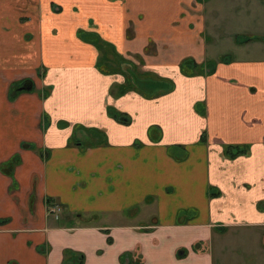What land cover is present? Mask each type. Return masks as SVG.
<instances>
[{
  "label": "crops",
  "instance_id": "crops-1",
  "mask_svg": "<svg viewBox=\"0 0 264 264\" xmlns=\"http://www.w3.org/2000/svg\"><path fill=\"white\" fill-rule=\"evenodd\" d=\"M204 1L0 0V264H264V40L210 63Z\"/></svg>",
  "mask_w": 264,
  "mask_h": 264
},
{
  "label": "rangeland",
  "instance_id": "rangeland-1",
  "mask_svg": "<svg viewBox=\"0 0 264 264\" xmlns=\"http://www.w3.org/2000/svg\"><path fill=\"white\" fill-rule=\"evenodd\" d=\"M227 0H205L203 2V5L206 7V13L205 16L207 17V26L209 28V32L211 34L210 39L212 42L214 40L218 42V53L215 55H218V57L213 56V59H210V63L216 64L219 62L221 58H226L229 56H232L231 53L227 52L225 50V46H228V42L233 40V43H238L239 46L241 47H247L251 46L252 49L256 48L260 42H257L259 40H264L263 36V31H264V0H257L256 2L258 3L255 7H252V10L249 13L246 12V5L243 3V0H240L239 3L237 4L236 7H234V12L235 14L229 13L227 11ZM212 7L214 8L213 11L211 10ZM230 7V4H229ZM208 14H210V17H208ZM249 39V40H246ZM211 40H207L208 44H210ZM100 43V42H99ZM102 43V42H101ZM104 44V43H102ZM102 48H104L102 46ZM101 48V54H102V62L101 64H109L110 66L115 65L116 62H112L113 60L116 61V56L112 54V52L108 49H102ZM250 55H253L252 52H250ZM116 58H114V57ZM221 56V57H220ZM226 56V57H225ZM109 61V62H107ZM107 62V63H105ZM108 65V66H109ZM202 66H199L197 68L193 67L194 72L199 73V72H207L206 70H202L200 68ZM212 69V67L210 68ZM111 70H114L111 68ZM144 74H140V78L144 77V79H151L150 81L152 82V86H154L155 83L159 84V87L167 86L171 82L168 83L167 80L160 79L156 73L150 72V71H143ZM167 81V82H166ZM172 84V83H171ZM141 90V89H140ZM25 93V92H22ZM45 130V129H44ZM19 155L13 156L8 163H0V172H6L9 171L12 168H16L18 166L22 165V159L20 160ZM40 187V186H39ZM50 187V185H49ZM15 186H12V191L14 190ZM51 188V187H50ZM49 199H54L56 202V205L59 207V211L57 212L56 215H51L48 214L51 217H60L63 215L65 212L70 209L69 205L66 203H59V201L56 200V198H52L51 195H48ZM109 207L113 208V205H109ZM50 209L48 207L47 211ZM134 213V215H137V221L138 220H144L145 213L143 209H140L138 205L130 207L128 209V212ZM78 214H81L80 212ZM109 214V213H105ZM96 219H93L92 222L95 224H100L98 220L104 216V214L98 215ZM52 218V219H53ZM58 219V218H57ZM60 222V220H57ZM56 222V223H58ZM77 223H83V221H79ZM92 223V224H93ZM13 222L10 223L12 225ZM108 234V233H106ZM44 246V245H43ZM42 246V247H43ZM38 251H41V247L38 246ZM180 252H183L180 250ZM133 252L128 253V257L132 259L133 257ZM43 255H45V252H43ZM76 256V255H75ZM125 258L126 256H120V262L122 264H125Z\"/></svg>",
  "mask_w": 264,
  "mask_h": 264
},
{
  "label": "trees",
  "instance_id": "trees-1",
  "mask_svg": "<svg viewBox=\"0 0 264 264\" xmlns=\"http://www.w3.org/2000/svg\"><path fill=\"white\" fill-rule=\"evenodd\" d=\"M246 40H249V39H246ZM96 45H101L100 48H102V46H104V44H102L101 42L99 43L98 41H97ZM190 65H191V67L193 66L194 68L198 67V66L194 65V63L192 61H186L184 63V69H190L189 68ZM25 86H31V83L25 82ZM129 89H131V86L128 84L123 89H121V92L129 90ZM161 91H163V90H161ZM224 152L227 156L234 157L237 154H245L246 149L245 148H243V149L235 148L234 149V148L227 147L226 149H224ZM83 262H84V259H83V256H81V255L75 256V254H70V253L65 254L64 264H83ZM134 264H140V263L135 262Z\"/></svg>",
  "mask_w": 264,
  "mask_h": 264
},
{
  "label": "built area",
  "instance_id": "built-area-1",
  "mask_svg": "<svg viewBox=\"0 0 264 264\" xmlns=\"http://www.w3.org/2000/svg\"><path fill=\"white\" fill-rule=\"evenodd\" d=\"M58 211H59V207L57 205H54V206H50L48 213L51 215H56ZM55 219H57V217H55Z\"/></svg>",
  "mask_w": 264,
  "mask_h": 264
}]
</instances>
